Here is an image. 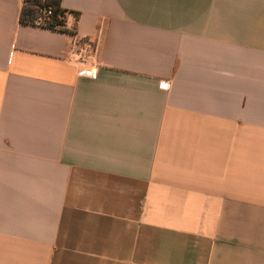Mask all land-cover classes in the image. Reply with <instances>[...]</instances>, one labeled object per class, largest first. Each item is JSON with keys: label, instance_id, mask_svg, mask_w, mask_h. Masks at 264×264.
Here are the masks:
<instances>
[{"label": "crops", "instance_id": "crops-1", "mask_svg": "<svg viewBox=\"0 0 264 264\" xmlns=\"http://www.w3.org/2000/svg\"><path fill=\"white\" fill-rule=\"evenodd\" d=\"M23 3L0 0V264H264V0H63L65 30Z\"/></svg>", "mask_w": 264, "mask_h": 264}, {"label": "trees", "instance_id": "trees-1", "mask_svg": "<svg viewBox=\"0 0 264 264\" xmlns=\"http://www.w3.org/2000/svg\"><path fill=\"white\" fill-rule=\"evenodd\" d=\"M63 0H24L20 22L53 30L66 29L67 11Z\"/></svg>", "mask_w": 264, "mask_h": 264}, {"label": "built area", "instance_id": "built-area-1", "mask_svg": "<svg viewBox=\"0 0 264 264\" xmlns=\"http://www.w3.org/2000/svg\"><path fill=\"white\" fill-rule=\"evenodd\" d=\"M73 47L72 57L76 61L86 63V60L92 57L93 44L88 39H78L76 35H74ZM79 74L95 79L98 77V66L94 63L90 64L86 69L81 70ZM161 87L164 90H169L171 84L169 82H162Z\"/></svg>", "mask_w": 264, "mask_h": 264}]
</instances>
